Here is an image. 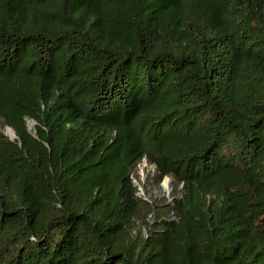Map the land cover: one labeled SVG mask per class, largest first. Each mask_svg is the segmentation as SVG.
<instances>
[{
	"label": "trees",
	"instance_id": "trees-1",
	"mask_svg": "<svg viewBox=\"0 0 264 264\" xmlns=\"http://www.w3.org/2000/svg\"><path fill=\"white\" fill-rule=\"evenodd\" d=\"M0 264H264V0H0Z\"/></svg>",
	"mask_w": 264,
	"mask_h": 264
},
{
	"label": "rangeland",
	"instance_id": "rangeland-1",
	"mask_svg": "<svg viewBox=\"0 0 264 264\" xmlns=\"http://www.w3.org/2000/svg\"><path fill=\"white\" fill-rule=\"evenodd\" d=\"M34 123L30 122V127H32ZM153 172L154 171V166L150 165L146 160H144L140 165H139V173L142 176V180L144 182H146L147 179V173L149 172ZM167 178V177H166ZM166 178H164V180L161 182V186L159 188H154L153 186H148L147 189L149 190V193L146 194V191L144 188L140 187V193L142 195H147L150 196L151 194L154 195H159V194H166V196L170 197V194L172 192V190H168L166 187H163V183L166 180ZM172 187V186H171Z\"/></svg>",
	"mask_w": 264,
	"mask_h": 264
},
{
	"label": "water",
	"instance_id": "water-1",
	"mask_svg": "<svg viewBox=\"0 0 264 264\" xmlns=\"http://www.w3.org/2000/svg\"><path fill=\"white\" fill-rule=\"evenodd\" d=\"M9 130H12L14 135L12 136L11 134H9ZM6 135H8L10 137V139L14 140L15 138H17V134L15 132V130L11 127V126H6ZM154 168H155V165H153ZM168 180H169V184H168V190H172V187H171V182H172V178L171 177H167ZM170 203H173V198H170L169 200Z\"/></svg>",
	"mask_w": 264,
	"mask_h": 264
},
{
	"label": "bare ground",
	"instance_id": "bare-ground-1",
	"mask_svg": "<svg viewBox=\"0 0 264 264\" xmlns=\"http://www.w3.org/2000/svg\"><path fill=\"white\" fill-rule=\"evenodd\" d=\"M9 134H11L12 136L14 135L12 130H9ZM168 184H169V180H168V178H166V180L163 183V187L168 188Z\"/></svg>",
	"mask_w": 264,
	"mask_h": 264
}]
</instances>
